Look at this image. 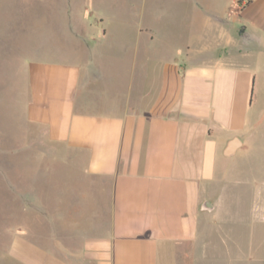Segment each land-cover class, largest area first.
Returning a JSON list of instances; mask_svg holds the SVG:
<instances>
[{
    "label": "crops",
    "instance_id": "obj_1",
    "mask_svg": "<svg viewBox=\"0 0 264 264\" xmlns=\"http://www.w3.org/2000/svg\"><path fill=\"white\" fill-rule=\"evenodd\" d=\"M221 1L194 0L182 42L123 22L80 61L17 62L0 113L12 105L58 153L34 180L53 202L18 183L21 212L45 232L21 222L4 251L49 252V264H248L264 252V0H231L232 13Z\"/></svg>",
    "mask_w": 264,
    "mask_h": 264
},
{
    "label": "rangeland",
    "instance_id": "obj_2",
    "mask_svg": "<svg viewBox=\"0 0 264 264\" xmlns=\"http://www.w3.org/2000/svg\"><path fill=\"white\" fill-rule=\"evenodd\" d=\"M218 8L232 13L233 1L222 0ZM235 8L239 10L240 5L235 4ZM193 11L194 0H0V89L13 82L17 62L67 61L71 60L70 55L80 61L82 54L86 57L87 52L93 50L95 41L107 31L113 35L112 28L123 22L154 30L156 41L179 34L182 42L183 35L192 27L189 20ZM18 115L12 105L0 113V264H23V261L49 264V252H41L37 258L4 251L7 243L9 246L15 243L21 222L26 224L28 232H45L33 212H21L17 193L19 181L30 182L24 185L30 186V192L32 187L39 188L41 199L54 201L50 199L53 194L48 188L36 186L34 180L35 176L44 178L40 170V163L48 164L44 154L58 153V149L38 140L39 131L33 127L22 128ZM49 172L51 183L57 187V198L67 197L63 189L67 180L64 166L52 164ZM7 228L9 236L6 239ZM245 257L248 264H264V252H247ZM57 260L65 262L64 256Z\"/></svg>",
    "mask_w": 264,
    "mask_h": 264
},
{
    "label": "water",
    "instance_id": "obj_3",
    "mask_svg": "<svg viewBox=\"0 0 264 264\" xmlns=\"http://www.w3.org/2000/svg\"><path fill=\"white\" fill-rule=\"evenodd\" d=\"M238 147L237 140H232L228 143L227 149L225 151V155L228 156L233 153V151Z\"/></svg>",
    "mask_w": 264,
    "mask_h": 264
}]
</instances>
